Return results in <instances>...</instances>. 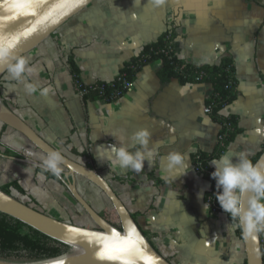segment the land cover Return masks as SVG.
Listing matches in <instances>:
<instances>
[{"label":"crops","instance_id":"obj_1","mask_svg":"<svg viewBox=\"0 0 264 264\" xmlns=\"http://www.w3.org/2000/svg\"><path fill=\"white\" fill-rule=\"evenodd\" d=\"M171 28L174 55L186 63L217 64L225 56L232 57L238 95L219 113L236 116L240 132L217 159L229 155L236 163L241 153L254 157L264 149V0H161L158 5L154 0H138L135 5L133 0H93L21 57L27 68L34 69L32 74L25 73V83H32L37 91L26 93L7 70L0 79V95L52 147L95 168L169 262L241 264L243 242L236 229L227 233L226 225L233 221L225 212L205 213V193L211 185L191 159L198 151L211 152L217 143L221 126L204 112L213 94L211 84L163 81L159 77L162 62L154 60L141 68L133 87L119 98L84 100L67 65L72 55L86 85L111 81L146 44ZM44 88L51 91L44 94ZM140 129L150 131L148 149L155 155L139 173L113 167L98 157L100 145L146 152L131 139ZM0 145L20 154L17 158L42 163L45 156L11 128L3 132ZM172 152L181 153L186 166L170 168L167 156ZM98 153L112 157L103 148ZM12 157L0 153V173L6 168L12 175L2 185L18 179L35 203L38 198L28 189L36 187L50 200L41 210L46 214L47 209L66 217L79 211L63 184L44 175L41 179L34 166ZM77 188L100 211L90 200L99 193L87 180L77 178ZM201 192L203 197L198 198ZM259 236L264 248V231Z\"/></svg>","mask_w":264,"mask_h":264},{"label":"water","instance_id":"obj_2","mask_svg":"<svg viewBox=\"0 0 264 264\" xmlns=\"http://www.w3.org/2000/svg\"><path fill=\"white\" fill-rule=\"evenodd\" d=\"M92 1L0 0V79L9 64H14L42 44ZM0 123L22 134L45 155L56 150L11 110L1 95ZM62 155L64 162L60 167L65 170L61 169L58 178L95 226L86 227L54 218L0 188L1 213L68 246L66 252L54 257L38 260L0 258V264H172L155 249L110 184L95 168ZM12 158L41 168L42 163L35 159ZM255 163L264 166V150ZM79 177L101 190L118 214L120 229L104 219L82 196L77 188ZM242 242L245 264H264L259 234L249 240L242 237Z\"/></svg>","mask_w":264,"mask_h":264},{"label":"trees","instance_id":"obj_3","mask_svg":"<svg viewBox=\"0 0 264 264\" xmlns=\"http://www.w3.org/2000/svg\"><path fill=\"white\" fill-rule=\"evenodd\" d=\"M54 33H52L51 36ZM174 36V29L171 28L159 36L156 41L146 44L141 49L140 53L126 62L120 69L118 75L108 82L97 81L86 85L80 80L79 68L72 55L68 57L67 65L73 77L74 83L78 90L81 91L84 100L105 99L107 101H112L119 98L126 92V90L122 87L123 82H134L136 74L141 70V68L154 60H161L162 62V66L159 70V77L163 81L174 78L181 84L203 82L211 84L213 94L205 104L210 107V117L212 120L217 122L221 128L219 130L217 143L214 149L211 152L198 151L192 154L191 159L195 169L201 173L202 177L211 185V189L205 193V201L207 203H211V210L223 211L215 199V193L218 189L216 188L215 180L211 178V173L214 169L209 163L223 154L229 144L234 140L235 136L240 132L236 116H222L219 113L225 106L232 103L238 95L233 59L230 56H225L217 64L193 65L186 63L174 55L172 49V40ZM117 92L120 96L114 97ZM6 129H9V127L2 124L0 139ZM263 150L264 149H262L254 157L250 158L253 163H255ZM0 153L8 156H20V154L14 153L2 145H0ZM33 168L39 173L42 172V168ZM43 175L47 179H52L57 183L62 184L59 178L53 176L50 172H45ZM87 183L88 186L94 188L98 193L102 194L101 190L95 185L89 181H87ZM0 188L9 194H12V191L14 190L19 195H27L26 190L20 185L18 179H14L0 186ZM87 189L89 190V188ZM87 192L91 197L90 190ZM69 195L72 197L70 193ZM17 199L19 198L17 197ZM34 202L35 201L32 198H29V201H25L26 204L31 206ZM74 202L79 206V208H81L75 200ZM32 207L38 209L36 206ZM98 212L109 223L120 229L119 217L114 207L107 205ZM80 214V209L76 212L71 211L69 216H67L68 220H60L76 224L74 222V218L78 215L80 216ZM82 215L88 217L85 212L82 213ZM132 217L134 218V215H132ZM236 234L242 240L241 229L239 227L236 228ZM67 250L68 246L65 244L51 239L39 231L25 225L19 220L0 212V258L13 260H38L60 255ZM261 251L264 256V248L262 246ZM241 264H245V260H243Z\"/></svg>","mask_w":264,"mask_h":264},{"label":"clouds","instance_id":"obj_4","mask_svg":"<svg viewBox=\"0 0 264 264\" xmlns=\"http://www.w3.org/2000/svg\"><path fill=\"white\" fill-rule=\"evenodd\" d=\"M138 0H133L137 4ZM157 5L161 0H154ZM27 61L23 58L18 59L14 64L8 65V73L13 80L23 84L26 93L37 91L32 83H25V73L32 74L33 68L26 67ZM50 88H44L43 93L47 94ZM151 133L148 129H140L133 133L131 139L139 144L146 152H131L126 147H117L115 144L105 148L103 145L97 146V154L101 159H107L109 165L120 168H129L139 173L144 168V162L155 155V151L148 149ZM103 148L106 152H111L112 157L102 158L98 149ZM41 179L43 173L50 172L53 176L59 177L61 174V165L64 162V156L58 150H50L42 158ZM169 167L179 169L186 166L183 155L179 152L169 153L167 156ZM214 171L211 178L216 182L218 191L215 193V199L222 210L232 218V223L226 225V231L229 235L237 227L241 229L242 237L245 240L253 239L259 233L264 231V166L253 163L247 153H241L236 163H233L232 157L222 155L219 159L211 161ZM184 174V173H180ZM203 197V192L198 194V198ZM205 213H209L211 203L203 205Z\"/></svg>","mask_w":264,"mask_h":264},{"label":"rangeland","instance_id":"obj_5","mask_svg":"<svg viewBox=\"0 0 264 264\" xmlns=\"http://www.w3.org/2000/svg\"><path fill=\"white\" fill-rule=\"evenodd\" d=\"M0 186L3 184V181H6V180H9L10 178H12V175L11 174H8V170L5 168L3 171H1L0 173ZM29 192L28 193H31L32 195H34L36 198H38V201L40 202H34L32 203V206H36L39 210H43L45 209V206L44 204H47L48 201L50 200H46V196L42 193H40L38 191V189L36 187H30L29 189ZM12 193L14 195H17V197L23 201V200H29L28 197L26 195H19L16 191H12ZM91 198V197H90ZM99 199V200H98ZM94 206L98 209V210H101L103 209L105 206L109 205V202L108 200L104 197L103 194L99 193L98 195H96L95 197L91 198L90 199ZM39 203V205H38ZM76 207L78 208V210L80 209L81 211V214L80 216L78 215L76 218H74V222L77 224V225H81V226H86V227H94L95 224L93 223V221L88 217H85L82 215V213H84V211L82 210V208H79V206L77 204H75ZM211 210V209H210ZM213 212H218L220 210H211ZM48 214L52 215V216H56L55 218H58V219H62V220H68L67 217L60 213L59 211L57 210H53V209H47L46 211ZM76 212V211H74ZM221 212H224V211H221ZM82 215V216H81Z\"/></svg>","mask_w":264,"mask_h":264},{"label":"built area","instance_id":"obj_6","mask_svg":"<svg viewBox=\"0 0 264 264\" xmlns=\"http://www.w3.org/2000/svg\"><path fill=\"white\" fill-rule=\"evenodd\" d=\"M119 79V78H118ZM198 79V78H197ZM133 84H134V82L133 81H124L123 82V85H122V87H123V89L124 90H129V89H131L132 87H133ZM88 85V84H87ZM119 97L120 96V94L117 92L115 95H114V97ZM204 112L205 113H210V107L209 106H207L205 109H204Z\"/></svg>","mask_w":264,"mask_h":264},{"label":"snow or ice","instance_id":"obj_7","mask_svg":"<svg viewBox=\"0 0 264 264\" xmlns=\"http://www.w3.org/2000/svg\"><path fill=\"white\" fill-rule=\"evenodd\" d=\"M80 2H81V3H83V2H84V0H80Z\"/></svg>","mask_w":264,"mask_h":264}]
</instances>
